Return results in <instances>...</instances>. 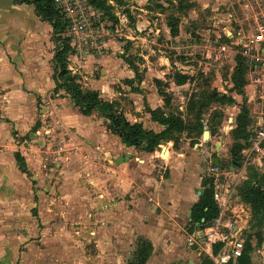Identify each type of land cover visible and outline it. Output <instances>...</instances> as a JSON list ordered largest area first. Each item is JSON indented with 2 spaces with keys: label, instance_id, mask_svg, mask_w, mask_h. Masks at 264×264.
<instances>
[{
  "label": "rangeland",
  "instance_id": "rangeland-1",
  "mask_svg": "<svg viewBox=\"0 0 264 264\" xmlns=\"http://www.w3.org/2000/svg\"><path fill=\"white\" fill-rule=\"evenodd\" d=\"M59 1L71 18L65 32L71 37L74 52L69 56V67L80 76L83 89L111 85L122 96L133 90L132 86L139 91L163 90L169 112L187 122V129L179 136L192 146L202 143L192 157L197 177L223 149L230 151L245 141L234 130L242 107L249 110L244 133H249L252 122L249 90L254 93L255 86L250 74L257 60L252 52L260 47L257 26L264 19L250 11L251 7L246 6L248 15L238 11L240 16L229 18L233 7L225 0H109L119 17L115 23L86 0ZM169 20H178L175 36ZM236 22L243 33L230 39L226 30L235 28ZM53 32L49 23L36 16L32 5L0 0V150L16 149L25 157L37 156L40 165L39 173L32 177L40 191H36L38 203L35 208L23 205L20 209L21 220L35 223L34 231H29L35 233V242L28 246L20 240L17 259L11 250L16 244L10 240L14 255L2 260L4 264H107L114 244L123 245L121 234L126 233L127 247L133 246L136 229L130 227L127 232L125 227L138 224L139 218L124 210L114 213L107 202L96 199L94 188L83 180L90 178L92 154L74 145L79 123L70 122L61 112L65 104H75L53 80ZM30 36L33 45L26 43ZM241 37L243 42L237 43ZM225 42L230 43L232 53L223 57V65L213 56ZM178 72L190 75L191 80L176 85ZM156 78L161 80L160 86ZM92 116L95 122L106 124L97 111L82 117L83 122H90ZM205 129L213 134L208 141ZM163 153L168 154L166 149ZM187 224L174 226L167 233L177 232L182 248L188 247ZM259 231H264V221L254 222L253 233ZM186 252L182 260L188 263ZM167 263L164 260L163 264Z\"/></svg>",
  "mask_w": 264,
  "mask_h": 264
},
{
  "label": "crops",
  "instance_id": "crops-1",
  "mask_svg": "<svg viewBox=\"0 0 264 264\" xmlns=\"http://www.w3.org/2000/svg\"><path fill=\"white\" fill-rule=\"evenodd\" d=\"M225 1L230 2L233 7L228 14L229 18L237 17L236 15L240 16L238 11H242V16L248 15L245 3H239L237 0ZM15 2L32 5L36 16L42 22L49 23L53 32L52 24L47 20H43L37 14L33 4L17 0ZM249 10L251 11V9ZM236 23L235 28L226 30V34L230 39L233 38V34L243 33L244 29L239 26L240 23ZM250 32L252 33V31ZM32 38L33 36H30L26 43L33 45L34 40ZM241 38L243 39V37ZM51 40L56 47L53 57V80L56 84L55 57L58 46L53 40V35ZM229 53H232L231 50ZM215 61L224 65V58L221 61ZM174 83L178 86L186 84L179 85L175 81ZM141 88H143L142 85ZM90 89L98 90L101 97L106 100L121 103V109L131 122H141L146 129L155 132H162L166 128V125L153 120L151 113L148 111V108L161 107L166 114L172 112H169L168 100L165 98V94L161 93L163 90H126L122 96V93L111 85H108V87L106 85L104 87L93 86ZM70 98L75 106L70 107L65 104L61 110L62 115L70 122L79 123L76 128L78 134L74 145H81V148L92 154V161L89 164L91 171L88 174L90 178H84L83 180L94 188L96 199L99 202H107L114 213H116V210H124L129 215L139 218L138 224L134 226L130 224V226L125 227L127 232H129L130 227L136 229L133 233V240H131L133 246L131 248L130 245L127 247L126 233L121 234V238H118L123 241V245L114 244L108 254L107 264H131L135 260L143 241H147L152 246L145 264H163L164 260L166 262L168 260L169 263L167 264H204L206 260H210L201 255L196 246L189 241L200 222L192 216L193 207L199 202L204 190L210 186L211 180L206 174V170L198 174V177L195 175L197 165L194 158H192L193 151L198 150L202 143L197 142L192 146L191 142L184 141L183 137L179 136L184 130L183 132L169 134L157 144L153 151L147 149L146 142L141 146L127 145L119 135L109 128V120L103 112L94 109L90 114H84L71 95ZM249 102L253 104L252 114L249 116L250 120H253L254 115L259 110V103L255 100L254 93L251 90H249ZM95 111L102 113L106 124L95 122L94 116L90 118L92 119L90 122H83L82 117H90ZM207 124L208 122H205L204 125L207 126ZM1 127H3L2 124H0ZM209 132V138L206 141L210 140L213 135L211 129ZM2 141L0 135V143ZM190 141L192 140L190 139ZM165 149L168 152L167 156L163 153ZM222 155L221 153L220 156ZM38 160L37 156L25 157L21 151L16 149L14 151L10 149L0 150V264H4L2 259L10 253L12 255L15 253L17 259L19 258L20 240L27 241L26 245L28 246L35 242L32 239L35 233L29 232L34 231L35 223L32 220V223H30L29 219L21 220L20 209L23 205L35 208L38 203L37 193H40V191L35 188L34 180H32V177H36L39 173ZM81 167L82 163L79 169ZM41 200L42 196L39 202ZM184 223L189 224V229H187L188 247L182 248L179 244V238L175 236L177 232L173 230L174 235H168L167 233L174 226L182 228L181 226ZM21 225L28 227L29 230L26 229L25 231V228H21ZM95 233V231L92 232L94 235ZM260 233L262 236L251 234V249L246 264H262L261 256L256 250L264 241V231ZM261 237L263 238L262 243L259 241ZM10 240H13L16 244L15 248L13 246L11 248V250H15L13 253L9 248L11 245ZM161 241H164L165 245L161 244ZM185 251H187V255H190L188 263L182 260Z\"/></svg>",
  "mask_w": 264,
  "mask_h": 264
},
{
  "label": "trees",
  "instance_id": "trees-1",
  "mask_svg": "<svg viewBox=\"0 0 264 264\" xmlns=\"http://www.w3.org/2000/svg\"><path fill=\"white\" fill-rule=\"evenodd\" d=\"M19 2L33 4L36 8L37 14L43 19L49 21L53 26V40L56 42L58 48L55 57V70H56V83L58 88H63L74 99L80 110L84 114H90L94 109H99L105 114L109 120V128L119 135L123 142L127 145L141 146L143 143H147L148 150H155L157 144L169 134L174 132H183L187 129L188 125L184 118L170 112L166 114L161 108H148L153 120L158 121L161 124L166 125V128L162 132H155L151 129H146L141 122H131L124 114L123 110L119 108V103L116 101H109L101 97L98 90L95 89H83L80 81V76L73 73L69 67V56L74 53L72 50L71 37L66 36L65 32L71 24V18L63 12V6L59 0H17ZM120 3L122 0H117ZM87 4L100 10L103 13V17L118 22L119 17L114 11V6L109 0H86ZM127 12L129 10L127 9ZM179 19V18H178ZM169 27L173 36L178 34V20L172 22L169 20ZM191 80V76L185 73L175 74L174 81L183 85ZM155 82L160 85L162 82L160 79H155ZM134 91H138L139 88L132 86ZM162 91V90H161ZM161 93H164L162 91ZM166 95V94H165ZM168 103V101H167ZM248 124V110L242 108L241 112L237 116V128L234 130L236 135H241L246 140L248 136L246 126ZM244 146L243 142L236 143L231 149L232 158L235 161L240 160L241 150ZM20 158V157H19ZM256 176H252L249 180L245 181L239 188V192L243 199L249 202L253 210V224H263L264 221V188L260 184H254ZM264 180V178H263ZM262 180V181H263ZM264 182V181H263ZM218 208L213 199V187L208 186L199 202H197L192 210V216L195 220L200 221L202 218L209 221L217 215ZM253 233V232H252ZM251 233V234H252ZM247 240L244 255L241 257L240 262L246 264L249 259V252L251 249V241ZM257 235H261L260 231ZM262 243L263 238L259 240ZM151 244L147 241H143L140 244L136 258L131 264H145L150 253ZM204 264H212L211 260H206Z\"/></svg>",
  "mask_w": 264,
  "mask_h": 264
},
{
  "label": "built area",
  "instance_id": "built-area-1",
  "mask_svg": "<svg viewBox=\"0 0 264 264\" xmlns=\"http://www.w3.org/2000/svg\"><path fill=\"white\" fill-rule=\"evenodd\" d=\"M237 1L245 3L257 16L264 18V0ZM257 29L259 33L256 40L260 47L252 52L257 60L252 64L250 81L255 86L254 98L259 103V110L248 127L249 133L241 150V158L237 161L240 165L233 163L235 160L231 150L223 149L219 161L211 160L206 168L218 212L209 221L205 218L200 220L189 240L212 264H242L240 259L244 255L249 235L253 232V213L251 204L243 199L239 188L253 175L256 176L253 183L264 188V19L258 21ZM238 39L237 43L243 42L242 38ZM218 48L213 58L221 61L230 52V43L220 44ZM256 250L264 264V241Z\"/></svg>",
  "mask_w": 264,
  "mask_h": 264
},
{
  "label": "water",
  "instance_id": "water-1",
  "mask_svg": "<svg viewBox=\"0 0 264 264\" xmlns=\"http://www.w3.org/2000/svg\"><path fill=\"white\" fill-rule=\"evenodd\" d=\"M205 128H207V126H205ZM209 134H210L209 130L205 129V131H204V138L205 139H208L209 138L208 137ZM218 161H219L218 158H216V162H218ZM233 163H235L237 165H240L239 162H237V161H233Z\"/></svg>",
  "mask_w": 264,
  "mask_h": 264
},
{
  "label": "bare ground",
  "instance_id": "bare-ground-1",
  "mask_svg": "<svg viewBox=\"0 0 264 264\" xmlns=\"http://www.w3.org/2000/svg\"><path fill=\"white\" fill-rule=\"evenodd\" d=\"M208 137H209V135H208Z\"/></svg>",
  "mask_w": 264,
  "mask_h": 264
}]
</instances>
